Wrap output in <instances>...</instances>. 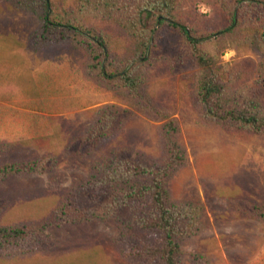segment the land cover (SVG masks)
Masks as SVG:
<instances>
[{
  "label": "trees",
  "instance_id": "16d2710c",
  "mask_svg": "<svg viewBox=\"0 0 264 264\" xmlns=\"http://www.w3.org/2000/svg\"><path fill=\"white\" fill-rule=\"evenodd\" d=\"M3 1L12 14L32 20L28 29L11 32L15 46L31 52L66 47L80 56L88 78L127 103L93 109L92 122L76 137L80 148L93 149L137 114L148 113L162 121V154L139 160L114 149L100 157L89 176L43 220L0 221V255L43 250L48 228L101 219L115 222L119 255L131 264H187L202 258L184 244L203 228V205L171 195L170 182L188 164V156L179 121L149 92V67L162 58L182 74L201 124L239 135L264 134V0ZM198 2L211 7L208 20L196 12ZM97 23L118 28L129 41L119 47ZM227 49L252 51L257 61L231 65L221 59ZM23 143L0 140V155ZM55 163L49 153L12 158L0 163V183L13 175L45 172ZM234 208L238 217L264 226V200L241 197Z\"/></svg>",
  "mask_w": 264,
  "mask_h": 264
},
{
  "label": "rangeland",
  "instance_id": "374dc122",
  "mask_svg": "<svg viewBox=\"0 0 264 264\" xmlns=\"http://www.w3.org/2000/svg\"><path fill=\"white\" fill-rule=\"evenodd\" d=\"M202 4L196 3L195 10L208 20L212 10L201 12ZM97 24L119 47L129 41L118 28ZM30 26L32 20L12 14L0 0V140L24 141L0 155V163L48 153L55 155L56 163L45 172L13 175L0 183L2 223L43 220L89 176L93 163L114 149L139 160L162 154V121L148 113L137 114L93 149L80 148L76 137L92 122L93 109L127 103L88 78L80 56L66 47L31 52L15 46L11 32ZM228 51L235 56L225 60ZM221 59L254 65L257 55L227 49ZM147 86L157 104L179 121L180 143L188 156V164L170 182L171 195L203 205V228L184 244L187 252L203 256L187 264H264V226L238 217L234 208L241 197L264 200V134L239 135L201 124L189 83L162 58L149 67ZM116 231L115 222L101 219L48 228L45 249L0 255V264H131L119 255Z\"/></svg>",
  "mask_w": 264,
  "mask_h": 264
},
{
  "label": "clouds",
  "instance_id": "9594fccd",
  "mask_svg": "<svg viewBox=\"0 0 264 264\" xmlns=\"http://www.w3.org/2000/svg\"><path fill=\"white\" fill-rule=\"evenodd\" d=\"M200 11L204 12V13H211V7L210 6H205V5H201L200 6ZM235 56V52L234 51H228L226 52L224 59L228 60L229 57Z\"/></svg>",
  "mask_w": 264,
  "mask_h": 264
},
{
  "label": "water",
  "instance_id": "95a60500",
  "mask_svg": "<svg viewBox=\"0 0 264 264\" xmlns=\"http://www.w3.org/2000/svg\"><path fill=\"white\" fill-rule=\"evenodd\" d=\"M152 42V39H151V41H150V43ZM141 59H137V60H134V61H132L131 62V64L129 65V66H131V65H133V64H135V63H137V62H139Z\"/></svg>",
  "mask_w": 264,
  "mask_h": 264
}]
</instances>
